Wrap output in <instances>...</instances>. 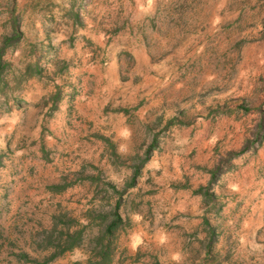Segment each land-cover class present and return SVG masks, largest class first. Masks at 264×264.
<instances>
[{
	"label": "rangeland",
	"instance_id": "1",
	"mask_svg": "<svg viewBox=\"0 0 264 264\" xmlns=\"http://www.w3.org/2000/svg\"><path fill=\"white\" fill-rule=\"evenodd\" d=\"M1 46L0 264L116 201L109 264H264V0H0Z\"/></svg>",
	"mask_w": 264,
	"mask_h": 264
},
{
	"label": "trees",
	"instance_id": "2",
	"mask_svg": "<svg viewBox=\"0 0 264 264\" xmlns=\"http://www.w3.org/2000/svg\"><path fill=\"white\" fill-rule=\"evenodd\" d=\"M3 47H0V53ZM138 173L137 167L133 170L132 176L129 181V186L133 185L135 181V177ZM213 173L211 174L213 178ZM57 190H62L65 186H52ZM118 201L115 202L111 212L109 213H101L97 212L93 214L91 210L88 211L87 223L82 227H87L91 224L92 221L97 222L100 227H98V231L91 238L94 243V248L96 249L94 254L92 255V260H88L87 264H109L110 255L113 249L112 243L115 238V234L118 230H120L124 225L122 224V218L117 211ZM93 211V210H92ZM92 213V214H90ZM97 220V221H96ZM82 228H74L69 231L66 230L63 232V237H60L59 245H62L60 250L56 251L58 245L52 246V252L48 257H46L43 261L38 264H45L47 261L57 257L60 253L64 251H69L81 244L82 240ZM62 236V235H61ZM153 264H158V262H154Z\"/></svg>",
	"mask_w": 264,
	"mask_h": 264
}]
</instances>
